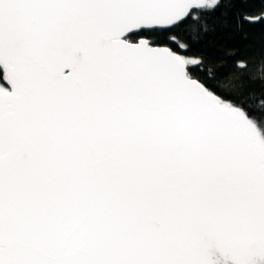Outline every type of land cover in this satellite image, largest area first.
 <instances>
[{
	"label": "snow or ice",
	"instance_id": "6c2138e0",
	"mask_svg": "<svg viewBox=\"0 0 264 264\" xmlns=\"http://www.w3.org/2000/svg\"><path fill=\"white\" fill-rule=\"evenodd\" d=\"M229 7L0 0V264H264V54L188 55Z\"/></svg>",
	"mask_w": 264,
	"mask_h": 264
},
{
	"label": "trees",
	"instance_id": "16d2710c",
	"mask_svg": "<svg viewBox=\"0 0 264 264\" xmlns=\"http://www.w3.org/2000/svg\"><path fill=\"white\" fill-rule=\"evenodd\" d=\"M226 2L230 5L224 10L228 19L188 53L203 59L201 67L204 71L211 66L212 74L230 70L233 64L242 60L251 67L253 59L264 54V0ZM257 71L264 72V68L257 66ZM251 89L258 93L261 90L260 81L252 84Z\"/></svg>",
	"mask_w": 264,
	"mask_h": 264
}]
</instances>
